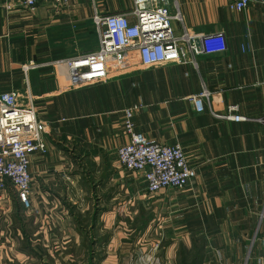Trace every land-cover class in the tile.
Here are the masks:
<instances>
[{"label": "crops", "instance_id": "crops-1", "mask_svg": "<svg viewBox=\"0 0 264 264\" xmlns=\"http://www.w3.org/2000/svg\"><path fill=\"white\" fill-rule=\"evenodd\" d=\"M176 1L193 35L222 32L228 51L151 68L122 53L107 59L106 82L75 88L61 62L98 51L94 17L134 0L34 11L0 0V95L31 98L48 147L30 165L35 212L9 189L0 200V264H264V4ZM204 86L213 99L199 113L190 98ZM133 106L136 133L183 148L196 172L185 190L149 195L119 164ZM231 106L244 121L215 117Z\"/></svg>", "mask_w": 264, "mask_h": 264}, {"label": "built area", "instance_id": "built-area-1", "mask_svg": "<svg viewBox=\"0 0 264 264\" xmlns=\"http://www.w3.org/2000/svg\"><path fill=\"white\" fill-rule=\"evenodd\" d=\"M42 0H22L25 9L34 11ZM58 7L77 5L80 0H51ZM264 0H230L229 8L242 11ZM133 17L134 21L130 18ZM181 25L175 32L172 23ZM94 22L99 34L98 51L62 61L68 69L72 87L81 88L106 82L109 76L107 59L127 52L139 55L142 68L168 64H192L197 67L199 56H216L228 51L222 32L193 35L185 26L180 5L176 0H134L129 13L96 15ZM16 92L0 95V200L9 188L14 189L22 206L31 211L30 165L35 154L48 152L45 134L47 127L32 105L21 103ZM213 93L205 86L199 95L192 96L197 112L204 111ZM140 106L124 110L123 127L129 138L117 151L119 164L127 171L142 174L149 195L174 189L185 190L196 177L195 169L180 145L168 146L147 140L134 130V115ZM239 108L231 106L226 115L216 118L240 122L245 118Z\"/></svg>", "mask_w": 264, "mask_h": 264}, {"label": "rangeland", "instance_id": "rangeland-1", "mask_svg": "<svg viewBox=\"0 0 264 264\" xmlns=\"http://www.w3.org/2000/svg\"><path fill=\"white\" fill-rule=\"evenodd\" d=\"M176 23H178L177 21H174L173 22V25H175ZM29 104V101H27V103H26V106ZM33 105V104H32ZM9 193L12 195H16V193H15V191H14V189H12V188H9ZM55 259H57L58 261H60V258H63V257H54ZM82 259L83 258H85V257H81ZM80 258V259H81ZM79 258H75V260H74V263L72 262V264H77L76 262L77 261H81ZM61 261H62V259H61Z\"/></svg>", "mask_w": 264, "mask_h": 264}]
</instances>
